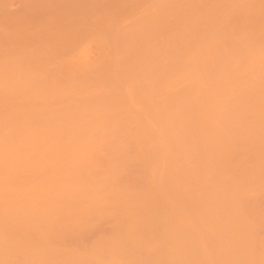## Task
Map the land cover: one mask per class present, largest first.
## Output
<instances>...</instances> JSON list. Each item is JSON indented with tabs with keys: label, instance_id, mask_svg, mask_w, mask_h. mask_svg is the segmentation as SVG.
Returning a JSON list of instances; mask_svg holds the SVG:
<instances>
[{
	"label": "bare ground",
	"instance_id": "bare-ground-1",
	"mask_svg": "<svg viewBox=\"0 0 264 264\" xmlns=\"http://www.w3.org/2000/svg\"><path fill=\"white\" fill-rule=\"evenodd\" d=\"M0 264H264V0H0Z\"/></svg>",
	"mask_w": 264,
	"mask_h": 264
}]
</instances>
